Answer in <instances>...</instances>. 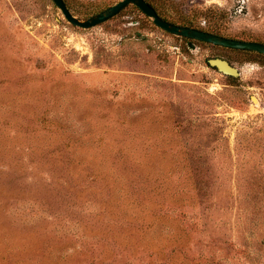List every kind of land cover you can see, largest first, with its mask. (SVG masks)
Wrapping results in <instances>:
<instances>
[{"label": "rangeland", "instance_id": "1", "mask_svg": "<svg viewBox=\"0 0 264 264\" xmlns=\"http://www.w3.org/2000/svg\"><path fill=\"white\" fill-rule=\"evenodd\" d=\"M66 1L85 19L120 0ZM149 1L264 42V0ZM0 264H264V58L134 4L83 28L0 0Z\"/></svg>", "mask_w": 264, "mask_h": 264}, {"label": "water", "instance_id": "2", "mask_svg": "<svg viewBox=\"0 0 264 264\" xmlns=\"http://www.w3.org/2000/svg\"><path fill=\"white\" fill-rule=\"evenodd\" d=\"M54 3L61 9L65 18L70 21L72 24L83 27L90 28L96 26L102 22L107 21L116 14H118L122 9H124L129 4H134L138 6L144 13L153 19L155 24L159 27L165 29L168 32L191 37L197 40L210 42L213 44H218L221 46H227L238 49H250L257 52L264 53V42L253 41V40H244L238 38H231L216 34L204 29L191 27L187 25H180L173 23L164 19L147 0H120L117 3L105 8L99 13H96L88 18L81 19L78 16L74 15L70 8L68 7L65 0H53ZM210 65L218 68L221 72L232 75L239 76L240 70L238 67L233 65L228 59L222 57H213L209 58Z\"/></svg>", "mask_w": 264, "mask_h": 264}, {"label": "trees", "instance_id": "3", "mask_svg": "<svg viewBox=\"0 0 264 264\" xmlns=\"http://www.w3.org/2000/svg\"><path fill=\"white\" fill-rule=\"evenodd\" d=\"M66 1V0H65ZM149 1V0H148ZM67 2V1H66ZM150 2V4L152 5V6H154L155 8H156V10L158 11V13L163 17V18H165L166 20H169V21H171L170 19H168V17H166L165 15H163L158 9H157V7L151 2V1H149ZM68 4V3H67ZM68 7L70 8V6H69V4H68ZM136 7H138V6H136ZM139 8V7H138ZM140 9V8H139ZM172 22H174V23H177L176 21H172ZM177 24H179V23H177ZM183 25H188V26H193V27H195L193 24H191V23H187V24H183ZM197 28V27H196ZM206 30H208V29H206ZM209 31H211V30H209ZM212 32V31H211ZM183 37H186V36H183ZM187 38H191V37H187ZM192 39H194V38H192ZM260 42H262V41H260ZM218 45V44H217ZM225 48H229V49H232V50H236L237 52H240V53H242L243 55H245L246 57H248L249 59H252V60H257V59H263L264 58V53H261V52H257V51H254V50H250V49H238V48H232V47H227V46H224Z\"/></svg>", "mask_w": 264, "mask_h": 264}]
</instances>
